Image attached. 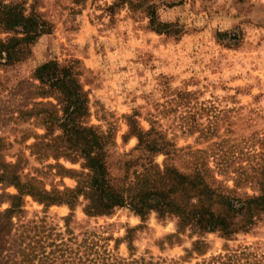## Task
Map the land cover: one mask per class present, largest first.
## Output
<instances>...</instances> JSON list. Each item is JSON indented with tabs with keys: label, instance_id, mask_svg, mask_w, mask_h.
<instances>
[{
	"label": "rangeland",
	"instance_id": "obj_1",
	"mask_svg": "<svg viewBox=\"0 0 264 264\" xmlns=\"http://www.w3.org/2000/svg\"><path fill=\"white\" fill-rule=\"evenodd\" d=\"M1 1L35 15L49 33L15 62L0 65V174L16 165L12 171L22 183L34 179L46 191H62L87 172L82 161L61 157L50 141L60 131L49 122L61 114L33 72L56 61L88 100L81 122L108 135L105 162L115 179H132L153 160L185 174L204 170L241 198L260 194L264 0H146L160 21L177 26V37L154 33L145 14L128 3L109 10L115 0ZM218 33L226 34L222 41ZM11 35L0 31V39ZM137 134L161 144L168 157L137 149ZM15 193L0 183V195ZM24 202L22 217L13 223L44 220L54 229L68 250L58 264H220L229 257L233 264H264V214L229 240L188 230L168 240L176 233L173 217L150 213L141 219L127 208L91 217L82 198L69 217L65 205L45 209L28 196ZM8 206L0 198V212ZM197 240L204 245L192 250Z\"/></svg>",
	"mask_w": 264,
	"mask_h": 264
},
{
	"label": "trees",
	"instance_id": "obj_2",
	"mask_svg": "<svg viewBox=\"0 0 264 264\" xmlns=\"http://www.w3.org/2000/svg\"><path fill=\"white\" fill-rule=\"evenodd\" d=\"M127 3L131 11L138 10L145 14L148 26L154 33L179 36L177 26L160 21L155 7L146 0H115L108 9ZM0 31L12 33L0 39V65L3 66L15 62L26 54L27 48L39 37L49 33L46 24L35 15H25L18 6L5 5L1 0ZM224 36L226 34L218 33L217 39L222 41ZM232 38L236 39L235 36ZM232 38L230 41H233ZM33 78L41 86L40 89L53 95L56 105L51 107L61 114H56L53 122H49L60 131V135L50 141L61 157L73 162L82 161L81 168L87 172L79 175L80 179L73 189L65 188L62 191H46L34 179L22 183L21 176L12 171L16 165L9 166L8 171L0 174V183H8L16 190L13 195H0L9 203L0 212V264H58L68 251L63 239L54 233V229L47 227L44 220L39 225L34 221L13 223L14 217L18 220L22 217L24 198L27 196L45 209L65 205L70 210L69 217L73 216L74 208L80 204L79 198L83 201L84 214L91 217L110 215L121 208H127L141 219L150 213H155L159 219L173 217L176 219V233L168 240L183 235L186 230L198 237L218 233L221 238L229 240L236 234L247 233L264 214V168L260 194L245 198L232 195V190L224 189L204 170L195 169L185 174L165 164L161 168L153 160L141 172L133 174L132 179H115L105 162L109 137L81 122L88 115V100L70 70L59 66L56 61H47L35 68ZM45 130L46 136L52 132L50 128ZM136 137L137 149L153 156L163 154L168 157V151L161 144L143 140L140 134ZM44 146L50 148L48 143ZM53 157L58 158L56 155ZM65 222L67 226L68 219ZM203 245L201 240H197L192 243V250H198ZM47 249L50 251L47 252ZM226 261L218 263L233 264L232 257Z\"/></svg>",
	"mask_w": 264,
	"mask_h": 264
}]
</instances>
